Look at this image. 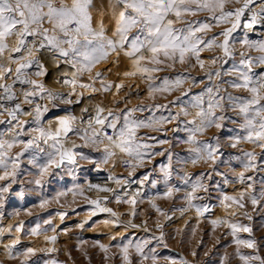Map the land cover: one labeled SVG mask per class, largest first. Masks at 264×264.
<instances>
[{
	"label": "snow or ice",
	"instance_id": "6c2138e0",
	"mask_svg": "<svg viewBox=\"0 0 264 264\" xmlns=\"http://www.w3.org/2000/svg\"><path fill=\"white\" fill-rule=\"evenodd\" d=\"M229 0H107V4L97 3V0H0V117L7 115V119H0V125H9L6 130L0 131V206L3 204L4 194L8 193L12 185L17 182V176L21 170L22 158L31 149L38 153H43V162H40L38 155H33L29 160L38 171L37 178L30 181L37 186L43 187L45 176L56 174L54 170L61 169L66 164L76 165L77 157L87 159L82 152L75 149L80 147H99L103 145V158L97 164H109L117 152L122 154V163L129 169V176L135 172L137 167L143 166L146 158L163 153L152 152L154 145L144 142L138 136L141 128H153L164 123H171L179 120L181 116L191 120H185V131L188 132L187 140L184 141L192 145L191 163L193 165L200 161H210L216 165L220 157L224 155L221 151L222 144L219 136H212L208 141H200L198 135H202L207 129H223L225 121L231 119L226 112L230 107L237 116L241 117L239 124L241 130L234 136H230L229 146L233 149L241 142H246L253 146L252 151H245L235 159L240 161L243 171L237 173L239 183L245 185V190L238 195H224L220 203L229 216H236L237 212L232 208L237 205L239 208L245 207V199L255 207L264 201V187L256 193L253 184L246 183L252 181L253 176H246L249 171L264 170V155L259 160L256 148L264 153V71L257 73L253 69L258 65H264V39L251 40L245 33V37L240 43L247 49H255L260 54L253 57L247 52L239 54L238 64L223 73L224 76L233 77L224 81L228 87L246 91V96L233 95L227 89H222L220 84L213 82V77H221L219 68L215 71L205 73L206 79L212 83L204 84L203 89L196 95L191 96L190 102L180 108L175 114L169 109L168 116L158 118L149 116L146 119H138L133 116L136 111H144L140 106L135 109L122 111L120 114L114 113L111 109H105L100 103L92 105L93 111L90 113L88 107H84L82 113H88L86 122L83 115L80 117L85 127H74L77 117L71 114L57 116L55 118L56 127L45 128L41 124L42 118L50 111L48 103L52 107H59L54 103L59 101L64 105L80 104L85 99L84 92H108L113 87L110 83H103L104 72L93 70L113 55L117 57V62L121 55L130 62L131 71H125V76L140 74L149 81V95L155 93L171 94L176 90H181V96L170 104H184L181 97H187L191 87H195L203 80L197 81L195 77L179 74L174 77H161L160 82L155 83L157 77L155 73L162 72L165 68H172L175 64H184L187 60L194 58L195 62L204 68L206 61L201 58V53L206 49L219 48L223 50V57H216L211 60L212 64L220 62V66L226 64L229 59H235L233 53V33L241 26L247 31H254L259 25L264 27V2L259 5V11H255L252 5L256 0H243L241 7L235 9L226 8ZM207 12L210 15L204 20H187L188 16H197L199 13ZM247 13V14H246ZM234 18V19H233ZM215 23H212V22ZM231 21V27L225 28L219 35L223 37L220 41L216 36L205 38V34L214 26L221 22ZM182 25L177 27L176 25ZM51 58L56 67L61 64L69 66L70 71L62 74V79L58 81L63 87H67V93L53 92L48 89L43 82L32 77H44L49 75L45 66V61ZM89 74L90 83L82 82L81 77ZM97 79L102 81L101 87H94ZM11 80V83L7 81ZM191 80V86L183 89L186 81ZM20 85L19 95L14 90L15 85ZM117 92L123 88V84L114 85ZM81 89L82 91H78ZM22 97V98H21ZM37 97L46 100L48 103L41 105L35 103ZM35 104L32 111H25L23 105ZM168 108V105L155 104L149 106V110ZM107 111V115L104 113ZM33 116L36 127L26 130L27 121L19 119L20 116ZM15 122V123H13ZM236 123L235 120L232 121ZM49 125L53 121H48ZM179 126V125H178ZM177 126V127H178ZM111 130L112 134L108 133ZM38 133L27 139L28 132ZM69 133L78 136L84 143L77 145L73 142L69 147L65 146L64 140ZM8 138L5 139L4 137ZM149 139H155L149 137ZM41 143L47 148L41 147ZM160 144L168 143L166 140L158 141ZM17 145H23L21 151L12 154V149ZM168 165L161 166L165 180L172 174V154H168ZM225 162L226 161H220ZM93 163H96L93 161ZM215 175H224L213 168ZM212 172L201 173L192 180L191 177H184V184L191 189L185 193V199L189 208H195L197 216H202L210 209L206 204H193L194 200H202L203 197L196 193L203 189L208 191L207 186L202 182L204 176L212 179ZM71 174V172L69 173ZM108 179L118 187L127 186L130 181L127 178L109 175ZM148 176L144 177L147 180ZM229 181L225 179V183ZM143 183V181H141ZM90 189L113 194L116 203H125L131 206L129 215L135 217L137 198L141 195L139 191L123 195L117 188L89 184ZM73 191V190H69ZM179 188L168 187L162 193L163 198H171ZM75 194V192H74ZM23 196V192L18 193ZM67 195L66 192L57 194ZM108 198L105 197V200ZM49 201L43 199L40 207L43 208ZM94 205L91 215L96 212L109 213L113 219L103 221L105 224H113L127 228H137V224L131 220L127 224L120 225L117 213L111 208L101 206L99 200L89 202ZM153 208L158 213L164 215L159 207L153 203ZM186 210V209H185ZM31 212L29 211V215ZM63 220L65 213H57ZM249 220L252 217L243 213ZM45 224H51L50 220H45ZM85 220L79 225L83 228ZM213 226L224 224L230 230L233 242L237 248L235 256L241 264H264V256L259 255L257 240L253 237L251 225L232 222L228 219L216 218L211 220ZM23 221L15 228L16 233L23 229ZM158 227H163L158 225ZM55 232V228L51 229ZM5 231L11 232L12 228H0V236ZM41 226L39 224L31 229L32 235H39ZM248 233V238H241L238 233ZM117 237L112 236L115 240ZM163 240V233L157 238ZM45 243L55 245L57 236H45ZM19 243L17 235L10 243L4 245V249L9 258H15L17 254L25 257L27 264L30 257L36 256L37 252L51 253L56 251L55 247L46 249L27 248L23 253H15L14 249ZM149 241H139L118 245L120 248L122 264H136L130 250L134 249L136 256L140 258L139 264L144 261H151L157 264L155 249L145 252ZM95 246V245H94ZM99 248L107 252L109 245L99 243ZM244 247L253 250L252 253H244L240 248ZM167 247V245H165ZM193 255H196L194 252ZM169 264H188L181 259L177 262L174 258L165 257ZM229 259L223 256L220 264H225ZM44 264H57L53 259L44 261Z\"/></svg>",
	"mask_w": 264,
	"mask_h": 264
},
{
	"label": "rangeland",
	"instance_id": "374dc122",
	"mask_svg": "<svg viewBox=\"0 0 264 264\" xmlns=\"http://www.w3.org/2000/svg\"><path fill=\"white\" fill-rule=\"evenodd\" d=\"M262 2L264 0H256V4L252 5V7H257ZM97 3L106 5L107 0H97ZM242 4L243 0H229L226 8L235 9L241 7ZM209 15L207 12H202L195 17L188 16L186 19L204 20ZM212 23L215 22L213 21ZM176 26L181 27L182 25L178 24ZM229 27H231V21L221 22L208 31L205 34V38L216 36L218 40L222 41L223 37L219 34ZM246 32L248 38L251 40L264 39V27L258 35L247 31L242 26L238 28L233 33L232 41L235 59H229L226 64H223V67L220 66L219 61L215 65L211 63L213 58L223 57V50L214 47L210 50L206 49L201 53V58L206 61L203 69L195 62L194 58L187 60L184 64L177 63L172 68H165L162 77H174L184 74L195 77L197 81L203 80L204 83L191 87L189 95L181 97L184 104H180L179 102L176 104L169 103L176 100L178 96H181V90H176L171 94L165 93L161 98V104L168 105V108L159 109L158 113L151 116L156 118L168 116L169 109L172 114H175L181 107L186 106L190 102L191 96L198 94L203 89L204 84L212 83L206 79L205 73L215 71L218 68L222 75L219 78L214 76L213 82L220 84L222 89H227L233 95L246 96V91L228 87L224 81L233 77L223 75L234 64H238L239 54L242 51L247 52L249 56L253 57L260 54L257 50L247 49L240 43L244 39ZM125 58L121 55L117 62V57L113 55L108 61L98 65L91 74L94 75L96 71L104 72L103 83L113 85L111 101H109V91L95 93L85 91V99L82 103L64 105L59 101H55L54 103L58 104L59 107H52L51 103L37 97L35 103L41 105L48 103L50 108V111L42 118L41 124L45 128H49L51 125H48V121L55 119L57 116L71 114L77 117V120L74 121V127L82 128L86 126V123H82L80 120V117L84 114L81 111L84 107H88L91 113L93 111L92 105L100 103L106 110L111 109L114 113L120 114L126 104L145 105L146 102L151 101L147 97H136L134 100L130 97L131 92H129V89L134 82L131 81L130 76L124 75L125 71L132 70L131 65L126 64ZM45 66L48 69L49 75L32 78L43 82L53 92L67 93L69 89L63 87L58 81L62 79L64 72L71 70L69 66L61 64L57 68L56 63L50 57L45 61ZM253 71L257 73L264 71V65L256 66ZM81 80L85 83L91 82L87 73L81 77ZM7 82L11 83L12 81L8 80ZM101 83L102 81L97 79L93 86L100 88ZM115 84H123V88L117 92L114 87ZM137 86L141 87L142 91L145 90L144 81L139 82V85L137 83ZM190 86L191 80H188L184 83L183 89H188ZM14 90L19 95L20 85H15ZM78 91L82 90L78 89ZM34 106L35 104L23 105L25 111H32ZM104 114L107 115V111ZM226 114L231 119L224 122L225 127L223 129L213 127L207 129L202 135L197 136V139L200 141H208L214 135L220 137L222 144L221 151L224 153L220 157V161H226V163L218 161L216 165H213L210 161H200L195 165L191 163L192 153L190 149L192 145L184 142L188 137L184 121L191 120L193 118L191 115L188 117L181 116L179 120L158 125L155 129L142 128L144 130L142 136H145L142 140L154 145L151 149L152 152L163 153V155H154L146 158L143 166L137 167L131 176H129V170H122L119 166V163L123 159L122 154L117 152L112 162L106 165L100 164L99 168H97V164L102 160L104 155L103 145L99 147L87 146L75 149L77 152H82L84 156L88 157L87 159L77 157L76 165L66 164L61 169L54 170L56 174L45 176L42 181L43 187L37 188L30 181L37 178L36 173L38 170L29 163V160L35 154L40 157V162H43L44 154L38 153L35 149L29 150L22 158L17 182L12 185L8 193L4 194L3 204L0 206V228H12L11 232L5 231L4 235L0 236V264H25V257L23 255L17 254L14 259L9 258L4 249V245L10 243L17 235L19 236V243L14 249L15 253H23L29 247L36 249L55 247L56 249V251L51 253L38 251L36 256L29 258L27 264H44V261L48 259L55 260L57 264H122L118 245L125 244L129 240L133 241V243L148 240L149 244L145 248V252H148L149 249H155L157 264H169V261L164 259L165 257L174 258L177 262L183 259L188 264H220L221 258L225 255L229 257L225 264H241L238 257L235 256L237 246L233 242V237L228 227L224 224L212 225L211 220L216 218L251 225L253 228L252 235L258 242L259 255L264 256V201L261 202V205L254 207L246 198L244 208L241 209L237 205L232 206L237 212V215L234 217L229 216L220 203L224 195H238L245 190V185L239 183L237 180V173L243 171V168L240 161L235 159V157L242 155L245 151L253 150V146L246 142H241L235 149L229 146L230 142L228 138L241 131L239 124L242 122V119L230 107L227 108ZM87 118L88 116L84 117L85 122ZM0 119H7V115L5 114ZM19 119L28 122L26 130L36 127L32 123L33 116L22 115ZM233 120L236 123H233ZM8 127L10 126L0 125V131H4ZM54 127H56V124ZM54 127L51 126L50 128L54 129ZM169 128H172L173 134H167ZM34 135H38V133L29 131L28 135L22 137V139H27ZM172 136L173 139L170 142L168 140L170 138L168 137ZM149 137H154L155 139H149ZM4 138L7 139L8 137L5 136ZM160 140H166L168 143L160 144L158 143ZM73 142L77 145H83L84 143L78 136L69 133L68 137L64 140L65 146L69 147ZM22 147L23 145L14 147L12 154L21 151ZM41 147L47 148V145L41 143ZM255 152L257 153L258 160L261 155H264L259 148H256ZM169 153L172 154V174L165 180L164 175H160L159 172H162L161 166L168 165ZM93 161L96 163H93ZM213 168H216L217 171L224 175H215L212 172ZM99 171L127 178L130 181L124 187H118L114 183L107 185L108 187L117 188L121 195L124 193L130 195L134 191L141 193L137 198V215L135 217L129 215L131 206L125 203H116L112 193L89 188V184H91L90 177ZM70 172L71 174H69ZM210 172H212V179H208L207 175H205L202 181L207 186L208 191L205 192L203 189H200L196 195L203 197V199L193 201V204L208 205L210 211L198 217L195 208H189L188 202L185 199V193L191 189L188 185L184 184V177L189 176L192 180H195L201 173L207 174ZM146 175L148 179L144 180ZM245 175L253 176V180L246 181V183L253 184L256 193L264 187V170L249 171ZM225 179L229 182L225 183ZM4 183L5 181H0V184ZM168 187L179 188L180 191L175 192L171 198H163L162 193ZM70 189L73 191H69ZM20 192H23V196L18 195ZM60 192H66L67 195L60 196L58 200L54 199ZM105 197L108 199L105 200ZM43 199H47L49 203L41 208L39 205ZM93 200H99L101 206L111 208L116 212L120 225L127 224L131 220L139 227L125 229L122 226L103 223V221L113 218L109 213L103 212H96L95 215H91L95 206L89 202ZM153 203L161 209L164 215H161L152 207ZM29 211L31 212L30 215ZM245 212L252 217L251 220L243 215ZM57 213H65L63 220H61ZM45 220H50L51 224H45ZM85 220H87V223L84 224V227H79ZM21 221H23V229L20 233H16L15 228ZM37 224L41 226L40 234L32 235L31 229L36 227ZM158 225H162L163 227H158ZM53 227L55 228V232L51 230ZM161 233H163V240H158L157 238L161 236ZM46 235L57 236L55 245L45 243L44 237ZM238 235L241 238H248L249 234L240 232ZM112 236H116L117 238L112 240ZM99 243L109 245L108 251H102L98 246ZM240 251L244 253L253 252V250L242 246ZM130 252L136 264H139L140 258L136 256L134 249L130 250ZM194 252L196 255H193ZM144 264H151V261H144Z\"/></svg>",
	"mask_w": 264,
	"mask_h": 264
},
{
	"label": "crops",
	"instance_id": "0c3cea01",
	"mask_svg": "<svg viewBox=\"0 0 264 264\" xmlns=\"http://www.w3.org/2000/svg\"><path fill=\"white\" fill-rule=\"evenodd\" d=\"M125 62H126V64H130V62L127 60V58H125ZM162 74H163V71L154 74L157 77L155 83L158 84L160 82V78L162 77ZM130 78L132 79L131 81L134 82V84H132L131 88L129 89V92H131L130 97L132 98V100H134L136 97H147V98H150L151 101H149L148 103L146 102L145 105L134 104V103L126 104V105H124L123 111L129 110V109H135V108H138L140 106H143L145 108L144 111H136V112L133 113V116L135 118H138V119H146L149 116L158 113L159 109L152 108L151 110H149V106L155 105V104H161V98L164 96L165 93H163V94L162 93H155L153 95H149V92H148L149 81L147 80L146 77L141 76L140 74H137V75H134V76H130ZM142 81L145 82V88H144L145 90H143V91L141 90V87L137 86V83L139 85V82H142ZM111 90H112V88L109 91V101H111ZM146 114H147V116H145ZM139 130H140V132H138V136L143 139L145 137L144 135L142 136V134L144 133V130L142 128L139 129ZM172 131H173L172 128H169L167 130V134H169V135H170V133L173 134ZM168 138H170L168 140L170 142H172L171 140L173 139V136L172 137H168ZM159 173H160V175H164L163 172H159ZM135 192L136 191H134V193Z\"/></svg>",
	"mask_w": 264,
	"mask_h": 264
},
{
	"label": "built area",
	"instance_id": "2783aa9c",
	"mask_svg": "<svg viewBox=\"0 0 264 264\" xmlns=\"http://www.w3.org/2000/svg\"><path fill=\"white\" fill-rule=\"evenodd\" d=\"M108 133L110 135L112 134L110 129L108 130ZM119 166L122 170H125V171L129 170L128 167L122 163V161L119 163ZM109 175H110L109 173L103 172V171L96 172L92 174V176L90 177V183L103 186L106 183L110 182V180L108 179Z\"/></svg>",
	"mask_w": 264,
	"mask_h": 264
},
{
	"label": "bare ground",
	"instance_id": "6f19581e",
	"mask_svg": "<svg viewBox=\"0 0 264 264\" xmlns=\"http://www.w3.org/2000/svg\"><path fill=\"white\" fill-rule=\"evenodd\" d=\"M253 8V7H252ZM254 10H258L259 11V6H255L254 8H253ZM263 27H261V26H257L256 28H255V30L254 31H251L253 34H256V35H258V34H260V32H261V29H262ZM262 35V34H261ZM254 36V35H253ZM256 38V37H255ZM114 60V59H113ZM51 76H52V74H51ZM51 79V78H50ZM57 79V78H56ZM49 84V83H48ZM53 86V85H52ZM57 87H58V85H56ZM52 88H54V87H52ZM140 92V91H139ZM61 93V92H60ZM124 97V96H123ZM83 116L84 117H87L88 116V113H84L83 114ZM51 121H53V123L51 124V126L52 127H54L55 126V119H52ZM49 125V124H48ZM50 126V127H51ZM55 128V127H54ZM164 135V134H163ZM112 184V182L110 181V182H108V183H106L105 185H103V186H107V185H111ZM129 187H131V185H129Z\"/></svg>",
	"mask_w": 264,
	"mask_h": 264
}]
</instances>
